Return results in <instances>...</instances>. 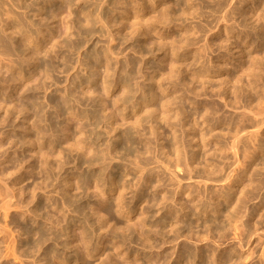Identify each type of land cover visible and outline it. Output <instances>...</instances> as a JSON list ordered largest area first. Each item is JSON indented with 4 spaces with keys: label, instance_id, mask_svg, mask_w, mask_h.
<instances>
[{
    "label": "rangeland",
    "instance_id": "rangeland-1",
    "mask_svg": "<svg viewBox=\"0 0 264 264\" xmlns=\"http://www.w3.org/2000/svg\"><path fill=\"white\" fill-rule=\"evenodd\" d=\"M14 1L21 3V6L18 7L19 9L16 8V11L18 14H20L21 16L27 14L29 19H32L36 23L43 25L44 37L41 36V40L43 42V45L40 48L41 53L39 54V58L42 61L39 59L40 61H38L37 63H34V64L32 63L29 66H28V63L25 61L23 65L19 64L20 67L22 66V68L20 69V68H13L17 65V63H15L16 65H14L12 67V65H13L12 63L19 61V60H17V59H19V56L17 53L14 54L13 56H10L11 58L9 56L8 57H5V56L0 57L3 64L5 65V67L3 68V71H2V73H4L3 74L4 76L2 74L0 75L1 76L0 81H4L3 79H4L5 75H7V76L9 74L19 75L22 72H24L27 75V79H30V80L32 79V81L29 82L30 85L27 84L26 87L24 89H22L23 91L20 90L21 92H17L16 89H14L11 92L10 88H7L8 89L7 91L5 90L6 95L4 98L8 99V102H9L7 108H12L11 107V106H13L12 104L18 102V100L21 99L20 96L24 93V91L26 89L29 90V92L31 93L32 91H34L35 88H37V89H35V91H37L36 92L37 94L36 93H32V94L36 95L35 96V98H37L36 106L38 104L40 105V106L38 105L35 109L33 108L35 111H33L31 108L25 109V110L18 112V113H17V111L16 112L14 111V113H13L14 115L12 117L13 118L12 120H10V121L8 120L6 123H0V141L6 140V142H7L5 148H2V150L0 151V161L6 160V163H4L5 164L4 166L10 167L13 164V162H15L18 157H20L21 159H23L22 165L25 167V168L23 167L21 170L22 171V177L21 178H20V175L18 173L11 175V177H13V176L19 177V179L17 180V188L21 189L22 197H20V198L25 200V204H24L25 206L23 208H21V209L19 208L17 210L15 209V207L11 208L9 216L7 218L4 217V212H3V214L0 213V216H1L0 224H1V226H2V224L6 226L7 223H9V226H10V227H4L3 226L4 230L6 228L8 229V230L7 229L5 230L6 232L0 231V252H1L0 264H46L47 261H44V259H43L44 254H45L43 252L44 248L38 249L35 251L34 248L31 249V248H29V245H27L29 242L35 241L38 238V236L32 235V234L27 233V232L24 233V231L22 230L21 227L24 226L27 229V228H32V227L36 226L37 228L43 227L44 229L47 230V228H49L51 225L49 223V220L47 221L46 218L49 215L50 216L54 215L55 217L54 216L53 217L56 218L57 215L61 214V213L56 214V212H57L55 209L56 205L59 206L60 208H62L66 212L67 218L69 219V221L71 219H79L78 225H77L78 227L81 226V223H82L81 221L84 218L90 219V217H91L90 221L96 220L97 215L94 214V210L91 211L92 210L91 207L95 208L98 205V199H99L98 196H96V194L94 192V187H92L91 189L87 188V187H82L81 189L75 188V190L74 189L70 190L69 193L66 195V193L64 191L65 187H66L64 185L65 184V178L67 177V179L73 180V182L76 184L78 179L82 175H84V173L89 174L87 176H91L94 173L100 172L99 170H100L101 166L94 165V167H89L88 161L94 155H95V157H97L98 154H102V150L110 148L113 144H116V143L119 144L120 150L122 151L121 153H123V154L125 153L124 149L129 148V147H131L134 150L135 154H138L137 148L142 150L141 146H143L145 143V140H146L145 137H147V139H148V137H150L149 135H151V134H149V130H148L149 128H148V122H147L149 114L147 115L148 112L146 113V111H144L143 113L141 112L142 115H141V113H140V115L143 117L142 119L144 120V126H141L140 129L137 128L136 126H134L133 121H135V119H136V112H133V113L131 112L134 109L132 104L133 103L135 104V101L139 98V96L141 94V91H138V89H135V87L138 88L140 85L148 87L149 83L151 82V76L153 75L156 77L157 80H159L158 83L162 82V85H163V89H162V87L159 88V86L156 85L157 86L156 90L159 94V97L161 96V98L166 100V99H168V96H170L169 98L170 99L172 98L173 102H175V104L173 103L175 106H177L180 103V101H184L185 107L187 109L192 110V111H196V110H199L200 108L201 109L203 108L201 106H202V103H205V101L206 102L208 101L210 103L213 100H215L222 105L223 110H222V112H220V114L225 113L228 115L236 116L243 111H247L246 106H244V104H242L243 102L237 103L236 106L227 105L225 102V99L222 98L223 97L222 95L224 93L222 80L224 78H226V76L231 77L232 81L230 84L233 87V89L236 87L238 88V95L243 92L240 88V83H238L236 81L237 77L242 75V71L240 72L239 70H237L236 65L238 63L237 58L239 57L240 48L247 47V44L244 46V44L241 43L240 40L236 41V39L238 38V36H237L238 30H239V32L242 31V28L238 25L240 22V19H242L240 17V14H241L240 11L241 10L238 9L237 7L241 8L243 5L245 6V3L243 2V0H240V2H239V0H224L223 1L224 3H225V1H227L226 6L224 8H219V12H218L217 9H218L219 3H217V2L223 3V2H221L222 0H220V1H218V0H188L189 2L187 0L186 1L185 0L184 1L183 0L182 1L181 0H156V1H158L157 4H154L151 0H149L147 2V4H148L147 12H145V14L147 16L146 18L148 19L147 21H149L148 23L151 22L150 24H152L153 21L158 20V18L162 19L163 21H158V22L156 21L158 23L157 26H155L156 30H154V32L151 31L153 33L150 32L149 36H145V35L140 34L138 31L136 32L135 35H133L134 33L133 34L131 33V31L133 32V28L131 26V20L130 19H132L133 16H135V15H130L131 16L130 19L127 17H124L125 12H126V11H124V10H126L124 8L125 5L126 6L132 5L133 6L134 3L135 4L137 3L136 1H134V3H133V0H120V1L117 0L118 2L116 0H102V1L99 0L100 2L97 0H74V2L70 6H65V4H64L65 8H64L63 14L60 17H57L54 19L52 16H50L51 15L50 10L52 11V9H55L57 6L62 5L61 0H53L51 2L39 0L40 5L38 4L36 7L37 9L35 8L32 10L26 8L23 5L24 0H22V1L14 0ZM92 1L93 2H95V1L99 2L100 4L98 3V6H97V5H95L96 3L92 4L93 3ZM115 1H116V3H115ZM124 1L127 3H125ZM141 1L142 0H140L139 2H141ZM180 1H181V3L183 2V4H181ZM29 2H32V0L26 1V3H29ZM43 2H44V4H43ZM121 2H123V3H121ZM176 2H177V5H176ZM130 3H132V4H130ZM179 3H180V5H179ZM240 3H241V5L242 4L243 5L241 6ZM113 4H115V5H113ZM119 4H120V6H122V8L120 6H118ZM123 4H124V6H123ZM251 4L253 5V2ZM41 6H45L44 11L42 10V12L39 11V8ZM112 6H114V8L116 7V10L114 8H112ZM81 7H83V8L87 7V8L83 9ZM137 7L142 8L141 5H138ZM165 7H166V9H167V7H170V9L169 8L168 9L171 12V15L173 13L174 14L172 16L171 15L166 16V17L162 16L163 10H165ZM233 7H236V9H234ZM94 8L95 9L98 8L96 10H98L99 12H102L101 14L102 15L104 14L103 16H106V17H107L106 13L111 11V14L109 12L108 16H110L111 18H114V16H115V18H114L115 22H113V23H115V26H112V25L108 26L106 23H104L105 19H107L108 17L105 18L104 20H99V18H98L99 12L95 11ZM190 8L192 10L194 8V10H193L194 13H192L193 11ZM105 9H106V11H105ZM185 10H187V11H185ZM190 10L192 11L191 12L192 15L190 13ZM225 10L226 11L230 10L229 14L232 15V18L228 22H226V24L230 25V23L235 24L237 22L236 23L237 26H235L233 24L235 28H238L237 31L233 27V29L231 28L232 30L229 28V30L227 32L226 31L224 32V29H220L221 25L223 24L222 22L219 24H217V22H215V23L213 22L214 24H212V25H214V26L211 25L212 27L210 25L209 26L207 25V23H209V21L206 22L207 20H209V19L214 20L211 18H215V19L219 18L220 20H222L223 16H225V14L228 15V13H226ZM231 10H235L236 13L237 12L238 13L237 14L231 13ZM92 11H94V13H98V14L94 15L95 18H98L97 19L98 21L93 22V24L88 23L89 24L88 25V24H86L87 23L86 20L88 19L87 14H89L88 12H92ZM49 13H50V15H49ZM150 13H151V15H150ZM154 15L158 18L154 19L152 21ZM175 15H177V16H175ZM220 15H221L222 19L220 18ZM231 15H229V17H231ZM156 17H154V18H156ZM169 17L174 18V19L170 20ZM208 17H209V19H208ZM229 17H227V18H229ZM233 17H235V18H233ZM166 18L167 19L169 18V21L170 22L172 21V22L171 23L167 22L166 23L167 25H166L165 24V22L167 20ZM123 19H125L127 28L129 27V29H123V27H122ZM143 19H144V17H143ZM149 19H151V21ZM233 19H234V21H233ZM162 22H164V23H162ZM203 23L205 24V26L206 25L207 26L204 27V29H202V31H200V29L199 30L195 29L194 26H198V25H201ZM60 24L63 25V27H61ZM164 24H165V26H163ZM215 24L218 27H216ZM67 25H69V29H65ZM203 25L201 27H203ZM213 27H214V29H213ZM31 28H32V30L36 29L35 26L34 27L31 26ZM196 28L198 29V27H196ZM222 28H224V26ZM109 31L114 32L116 34V40H114L113 42L110 40L111 34ZM155 31H156V33H155ZM191 31H193V32H191ZM134 32H135V29H134ZM205 32H206V34H204ZM187 33L189 34L188 36L191 40L187 37V35H186ZM200 33L204 36L199 37V35H201ZM196 34L198 35L199 41H198V38H196L197 37ZM184 35H186V36H184ZM161 37L163 39H161ZM184 37L185 38L187 37L190 42H192L193 37H194V40H195V38H196V40L193 42H196V41H198V42L189 44V46L187 44H186V46L182 45V47L178 46L179 49L177 50V48H178L177 47L176 51H178L179 53H177L176 51H175L176 53H174L173 51H172L173 52L172 53V52H170L171 50H168L167 52L164 50H157L161 46L160 41L169 42V39L172 38L173 40L176 39L177 42L180 41L179 43H181V41H185V40L188 42V39L187 38L185 39ZM228 37L233 41V42L231 41L233 44L232 43H231L232 45L230 44V48L227 49L226 47H220L217 42L220 43L221 41H223L224 39H226ZM164 38H166V39H164ZM183 38H184V40H183ZM167 39H168V41H167ZM172 39H170V42H169L170 44H172L171 43V41H173ZM178 39H180V40L178 41ZM151 40L153 41L152 44H151ZM77 41L78 42L80 41V43L82 44L81 48L76 49V48L71 47L73 44L75 45L76 43H78ZM209 41L215 43V45L213 44L214 46L212 45L213 47H209L210 50H208L209 49L208 46H210V45H208ZM205 42H207V43H205ZM235 42H237V43H235ZM216 43H217V45H216ZM240 43H241V47L233 48L235 46V44H240ZM70 44H72V45H70ZM109 44L113 46L114 51H115V54L110 55V62H109L110 64L107 63L108 61L107 60L105 61V58H104V59H102V61H104V62L101 63L100 65L96 66L95 63L97 62V60L95 61L96 58L94 57L95 55L92 54L93 51H95V50L96 51H98V50L103 51L104 49L108 48ZM193 44H194V46H193ZM156 45H158V46H156ZM190 45H192V46L190 47ZM201 46L203 48H201ZM204 46L205 47L207 46V48H205ZM17 47L20 48V50H24L27 47H31V45L29 44V42H26V45L19 43V44H17ZM155 47H156V49H155ZM181 49H183V50H181ZM199 49L202 52L199 51ZM202 49H204V50H202ZM205 50H206V52H204ZM194 53H195V55H193ZM171 54L174 56H172ZM199 54L200 55L205 54L203 56L204 58L202 57V58L197 59L196 56L198 57ZM23 56L26 57V55H23ZM12 59L13 60L16 59L17 61L14 60V62H13ZM196 59H197V61H196ZM210 59L211 60L214 59L213 65L216 66V67L215 66L213 67L214 69L211 68L212 67V61ZM169 60L170 61L171 60H173V61L177 60L175 63L177 64L178 68L176 67V64H175L174 71H172L170 64H168ZM208 61H211V62L209 63ZM47 62L50 63L51 66L49 68H51V69H49V71L46 72L47 69H45L46 68L45 63H47ZM205 62H207L208 64ZM219 62H220V64H219ZM106 63L109 64L111 66V68L113 69V70L110 69L109 73H107V69H106L107 64ZM203 63H204V65H203ZM217 64L219 65V68H221V70L223 68L222 72H219V73L214 72L212 74L211 73L209 74L208 72L203 71V69H206L208 67H210L212 70H218L219 68H218ZM208 65H210V66H208ZM220 65H222V66H220ZM169 66H170V68H169ZM17 67H19V66L17 65ZM23 67H25V68H23ZM66 68H69V70L65 72L64 70ZM197 68H199V71ZM129 70L132 73L131 75H128V74H130V73H128ZM96 71L99 72V83L95 86L97 91L98 90H99V92L104 91L105 84L103 82H104L105 78L107 77L106 74L111 75L110 78L112 79V81L114 79H119V78H120L119 79V81H120L123 78V76L127 77V78L129 77V84L130 85L133 84V85H131L133 87V91L129 92L128 88L125 89V87H124L125 83H123V82L121 84L117 85L116 86L117 88L116 87L114 88L111 95H106V101L109 102V103L108 102L107 103L109 104L110 108L107 110H104L103 102L101 101V98H100L98 93H96V94L95 93L83 94L81 91L82 86H81V81H80L79 77H83V79H87L88 76L96 73ZM175 71H177V72H175ZM203 72H205V74L208 73V75L211 76L210 78L212 81L210 80V78H208L209 76L203 77L202 76ZM164 74L166 75V77ZM174 74H175V76H174ZM170 75H171V77H170ZM132 76L133 77L135 76V80H134V78H132ZM221 76H223L224 78L223 77L221 78ZM167 77H170V78L168 79ZM195 77L196 78L199 77V79L198 78L194 79ZM201 78L210 80L209 82L206 81L208 83L207 86H209V88L204 87L205 89H203L204 85L202 84L201 81L204 79H201ZM160 79H161V81H160ZM24 81H26V80H24ZM85 82H88V81H85ZM136 82H138V83H136ZM219 83H221V84L219 85ZM112 84H115V82L113 81ZM188 84H189V86H188ZM43 85H46L45 86L46 88ZM87 85L91 86L90 83L89 84L85 83L84 87ZM238 85H239V87H238ZM37 86H41V87H43V89L41 87H37ZM193 86H195L197 88V90L199 89L197 91L199 93V96L197 94H195L194 92H192L191 89ZM211 86L213 87V89H211L212 88ZM200 87H202V88H200ZM187 88H190V89H187ZM214 88L216 89V91L214 90ZM217 88H218V90H217ZM122 89H125V90H122ZM190 91H191V93H189ZM25 92L27 93L28 91H25ZM116 92H118L119 94L121 93L120 94L121 96L117 93L121 97V99L122 98H128L130 100L129 102L126 101V107L121 106L122 107L121 109L123 110V111L121 110V112L128 113L127 116H129L130 117L129 119H131V122L129 121V122L124 123L122 126H118L117 130L119 133H121L124 131V129H129L131 131L133 143L127 142L125 139L118 140L117 135H116L117 132L115 130H112L111 132L108 133V130L111 129V125L106 121L105 115L110 114V112H111L110 110H112V108L114 106V104H112L115 100L114 97L115 98H116V96H117V98L119 97L116 94ZM218 92H219V95L217 94ZM19 93H22V94L20 95ZM70 93H74L76 99H80L83 102L82 103L75 102L74 99H72L74 96H72ZM69 94H70V97L72 96L71 99L68 96ZM240 95L243 96V93ZM22 99H24V98H22ZM67 99H68V101H67ZM26 100H28V99H26V97H25L24 101H26ZM66 101H67V104H66L67 107L72 106L73 110L76 113L80 112L79 114L82 113V115H77V116L75 115L74 117H69V118H68V114H67V116L66 115L61 116L59 114L57 104L59 102L62 103V102H66ZM152 105H154L156 107V104H154V102H145L143 104V107L152 106ZM123 107H124V109H123ZM132 107H133V109H132ZM7 108H2L0 110L2 118L7 116ZM103 111H105V112H103ZM117 111H119V110H117ZM35 112H37V113L35 114ZM174 112L175 111H172L171 115L173 114L172 119L174 122H176L177 119L174 118ZM39 113H40V115H39ZM84 113L85 114L88 113L87 115H89V114L90 115L86 117V116H83ZM37 114L39 116H37ZM196 115L198 117H196ZM196 115H195V117H196L195 120L197 119V120L201 121L202 118L201 119L199 118V114H196ZM28 116L30 118L31 123L35 121L41 126V128H44V129L47 128V132H48V128H49V130L52 131V132H49L47 134L49 136H45L46 134H44L45 138L42 137L43 133H41V135H42L41 139L47 138L48 139L47 142L49 143V141H51V139H53V138L59 139L58 135L55 137L56 133H59L60 136L62 135V138H64V136H65L64 132L70 133L71 134L70 140L74 141L78 137V138H82L84 140L85 144L86 143L88 144V145L86 144V147H87L86 149L88 150L89 154L86 155L87 156L86 157L85 155H83L81 153L80 150L76 149L75 147H72L70 145V143H68V142L59 143V142H61V139L58 140V145L56 148H53L52 145H49L50 143L49 144L46 143L45 144L46 145L45 150L49 147V148H51L50 150H53V153H54L53 157L48 158L49 161H53V164L55 167H57L61 163L63 166L62 169L59 168L60 170L57 167L54 171H51V173H53L55 178L51 177L50 179L49 178L47 179L48 169L41 167L42 160H44V158L40 156L41 157V159H40V157H39L40 161L37 162L38 167L36 168V165L34 164L36 161V158H37L36 152L34 153V151L30 150L31 149L30 144L25 143L26 144L25 145L23 142H22L23 144L21 142H18V144H16V146H15V143H10V141L13 139L12 137L15 138L14 135H16L17 132H19L20 135H21V133L24 134L23 132L25 131V127L29 124L27 122ZM120 117H121V115H120ZM120 117L118 118L119 122H122L123 121V120H121L122 117L121 118ZM50 124L51 125L53 124L52 125L53 128H52V126H50ZM162 124L161 125L163 126V129H164L163 130L164 131L163 137H165L164 140H165V142H167V140H168L167 138H169V136L170 137L172 136L171 135L172 131H171V129H169L164 124V122ZM48 125H49V127H47ZM57 125H60V126H57ZM225 126L226 125H221L219 127L220 129L218 128L216 133L220 134V136L223 135V134H221V132H224L227 130V126L226 127ZM144 127H146V129H143ZM187 127H188V125H187ZM166 128H168V129H166ZM54 129H55V131H54ZM82 130H83V133H81ZM251 130H254V128H252ZM33 132H34V136H36V137L40 136V134L38 136V134L35 132V130H33ZM44 132H45V130H44ZM53 132L55 135L52 134ZM180 132L181 131H178V134ZM166 133L169 136H166ZM223 137H224V135H223ZM141 139H143V143H141L142 142ZM221 139H222V137H221ZM39 141H41V140H39ZM39 141H38V143H40ZM89 146H90V148H89ZM49 148L47 149V151L49 150ZM215 148H216L215 143L211 142L210 145L208 146V149H207V147H206V149L203 148L204 150L202 149L203 151L201 153L205 154L206 158L208 156L211 157V159H213L215 164H222L223 163L222 157H217V156L214 157L213 155H210L214 152L213 150ZM207 150H208V152H210V151L211 152L207 153ZM192 151H193V148L189 147L188 153L190 155L192 154ZM205 151H206V153H205ZM121 153L117 156L118 158L116 157L117 159L113 160L112 163L108 166V171H107L108 178H110V176L112 177V174L114 173L115 175L122 176L123 179H125L126 181L136 182L140 176L138 171H136L131 166H125V165H123L124 163H121V161L124 160L121 158L123 155ZM7 154H9L8 158H6ZM144 156L148 157L150 155L146 154ZM9 158L12 159L13 162L8 161ZM202 159L204 160V157L201 156V160ZM24 160L25 161L27 160V162H25ZM203 160L201 161L202 163H203ZM217 160H219V161H217ZM233 160H235V159H233ZM242 160H243V157H242ZM124 161L127 163L129 161V163H130V160H124ZM259 162L260 161H258L257 163H259ZM115 164L116 165L118 164V166L114 167V169H112V171H111V169H109V168L111 167V165L116 166ZM34 165H35V167H33ZM155 165L156 164L153 163L150 166L154 167ZM201 165L197 166L198 168H196V170H199L202 172L204 169H201V168H203V166H201ZM203 165H204V163H203ZM182 167L185 169L184 164ZM256 167H255L256 172L259 171V173H260L261 171L259 170L260 169L259 165ZM32 168H34V169L32 170ZM11 169H13V167ZM150 169H151V167H148L147 170L144 171V173L149 172ZM45 170H47V171H45ZM187 170L188 169L186 167L184 174L183 175L180 174V177H182V179H183V184L188 185L191 188L192 192H194V193H195V191L193 189H196L195 187H197V186L198 187L202 186L201 188H203V189H204V187H209V186L211 188L217 189V188H223L222 185L224 186V184L226 183V182H222V180L221 181L220 180H214L212 178H210V180H207L209 178V177L208 178L206 177V176H208V174L205 175L204 177L199 176L198 179H196L197 174L195 173L196 174V176H195L192 173V175H193L192 178H189L190 175L187 174L188 173ZM90 171L92 172V174ZM153 171H156V170H153ZM127 172L129 173L128 176L125 175ZM169 172L170 171L166 170L165 176L170 177L171 173H169ZM203 172H205V171H203ZM254 172H255V170H254ZM45 173H47V174H45ZM185 173H186L187 177H184ZM224 173H225V171L223 172V174ZM160 174H161V172H160ZM194 176H195V178H194ZM63 178H64V180H63ZM199 178H201V179L199 180ZM11 179L9 176L4 178L3 180L0 179V189L5 190L8 187V185H10V184L7 185L6 182L8 183V181H10ZM156 179H157V177L152 175L150 177L151 183H156L157 186H162L166 191H172V189H174V186H172L170 184L160 185V183L158 181H156ZM192 179H193V181H192ZM195 179L197 181L198 180L199 181L196 182ZM43 180L45 183H43ZM255 181L257 182V179H255ZM190 182H193L192 185ZM199 182L200 183L202 182V184H200ZM161 183H163V182H161ZM167 183H169V181ZM189 183H190V185H189ZM196 183L199 185H197ZM205 183H206V185H205ZM255 185H257V184H255ZM75 187H76V185H75ZM145 190H146L145 193L150 195L153 192V187H146L145 186ZM62 192H64V193H62ZM126 192L127 193H126L125 201H127V202L131 201V199H132L131 195L133 194L132 190L128 189ZM79 194L81 195V197ZM160 195H162V193L158 194V196H160ZM64 197L67 199H68V197H70V198L76 197V199L78 198L79 201L81 200L80 202L77 201L75 203V205H78L79 203H83L85 206H87L85 209L86 212L84 211L85 213L83 212L82 215L83 214L85 215L87 213L88 215H86V216H88V217H85L84 215L83 216L78 215V212L76 213L73 210L74 206L69 208L67 206V204H63ZM79 197L84 198V200L80 199ZM199 197H198L199 199L197 198L198 201L196 200V202H201L200 200L204 199L203 194ZM3 198H4V196L0 194V205H2L1 203L3 202V200H2ZM76 199H74L73 201H75ZM106 199H108L109 204L113 203L112 205L114 206L116 200L114 199L113 195H110ZM183 199H184V201L189 203V206L191 204H193V201L190 199V197L185 196ZM15 200H16V198H15ZM15 200L13 199V201H15ZM220 202H224V199L221 198ZM259 202H260L259 197L257 199L254 198V199L248 200V202L246 203L247 207L246 206L243 207V210H244L243 222L244 223L246 222L245 220H247V222L249 221V217H250L252 209L255 208L257 206V204H259ZM36 204H37L38 208H40V210L38 212H36L37 216L35 217L33 215V212H31V211L36 209ZM39 204H42V205H39ZM88 204H89V206H88ZM46 206H48V207H46ZM152 206H154V205L149 203V202H144L139 209V213L142 211V209L149 210V209L154 208L153 212L156 214L155 216L152 217L151 213L145 214L146 216H148L147 218L151 219V220H154L156 218L158 219V218L162 217L164 214H166L163 209H160L159 211H157L158 208L157 207L155 208V206L153 208H151ZM104 207L105 206H103L101 208L102 212L104 214H106V216L108 215L107 217L109 219H111V220H109V224H111V226L109 225L110 228L108 227L107 234L109 232L110 233L104 239V241L105 240L106 241H105L103 253L101 255H97V254L92 255V256L86 255L87 257H85V261H84L85 264L86 263L87 264H108V263L110 264L111 256L113 255V257H114L116 255V257L118 258V252H121L122 250L123 251L121 253H124L125 257H129V261H131V264H133V261H134V264H142V263L148 264L149 258L157 257L156 255H158L165 248H166L167 252L170 251L171 253H173L170 256V260L167 264H178L179 261H181V260L184 261V259L188 256V252H187L188 249L196 251L199 248L201 250L203 249L202 252L204 253L205 257L204 258H196L191 264H203V261H202L203 259H205L206 263L216 264L215 259H217L218 257L223 258V260H225V259L227 260V259H230L233 257L235 258V259L233 258L232 261H230L228 263H223V264H235L234 260H236L237 258L239 260V264H264V262H263L264 259H262L263 257H261L263 254V250H264V245H263L264 244V230H263L264 228L262 227V223H261V222H263V217H261V215H259V213L261 214V212L264 214V209L261 212L258 211L259 212V213L257 212L258 214L251 217L252 222H253L252 223L253 227L251 226L252 230L250 228V231L253 232L252 236H250V233L248 231V228L250 226H248V225H246L245 227H244V225H243V227L241 226V228L239 230V234L240 233L242 234V235L240 234L241 240L239 239L238 235L235 236L236 230H234L232 227H230V225H228V221L226 222L227 218L225 216L217 214L215 212H209L207 215L206 214H198V215L191 214L188 217H183L184 221H181V223L179 225H177V227L175 226V228L177 229L181 226H184L188 222V223L192 224L193 230H192V232H190V231L188 232V231H186V229L183 231L181 230L180 235H177L178 237L177 236L175 237V232H174L175 228H174V231H172L171 230L172 226L166 224L164 231H163V233H165V237L166 238L169 237L168 239H175V240L173 242L162 243V245L160 244V246L157 245V248H156V246L154 247L152 245L150 247L148 243L144 244L142 242V239L139 238L140 234L138 231H136V230L135 231L125 230L126 232L123 231L122 227H124V225L126 226L128 223L127 217L121 216L118 213L116 214L115 211H113L112 215H111L110 213L107 212V210H105V208H107V207H105V208ZM28 208H29V210H28ZM221 209L226 210V205H223L221 207ZM221 209H220V211H222ZM230 209L232 210L233 208H230ZM19 210H23V211L21 212ZM24 210H25V212H24ZM49 212H50V214H49ZM109 214L111 215V217L109 216ZM130 214H131V217H133L136 215V212H131ZM245 215H247V216H245ZM218 216H219V219H217ZM12 219H14L16 221L15 224L12 222L13 221ZM221 220H223V222ZM222 224L227 225V226L225 225L227 227V229H225V232H224V229L221 230L220 226H223ZM245 224H247V223H245ZM114 225H116V228L114 227ZM215 226H217L218 228H216ZM111 227H113V228H111ZM10 228L13 230L10 231ZM212 228H214V229H212ZM114 229H116V230H114ZM218 229H219V231H218ZM53 230H56V229L53 228ZM127 231H129V232H127ZM145 231L149 234L153 233L152 231H150L149 226L145 227ZM78 232H80V230H78ZM100 232H101V230L98 231L99 234H100ZM101 233H103V231ZM113 233H114V236L112 235ZM99 234H97V235H99ZM201 234L203 236H204V234H206L205 235L206 238L204 240H200ZM129 235H131V236H129ZM34 237H35V239H34ZM125 237L127 240L126 243L124 241ZM72 238L73 237L70 236L69 240H72ZM63 239H65V237H63ZM121 239L123 240V242ZM96 241H98V240H96ZM114 244L116 246L121 245V248L119 249L120 251L115 249ZM146 244L149 246V248ZM47 245H51L54 248L57 247L55 249H57L59 251V253L63 252V249L61 248V246L56 245V241H53V240L48 241L44 245V247L46 248ZM89 245H91L95 250L94 241L89 243ZM240 245H243V246H240ZM13 246H15V248L17 249L19 254H21L20 258L22 260L21 259L16 260L14 258V256L10 253V252H12V250L14 248ZM145 246H147V247H145ZM127 247H128V250H127ZM11 248H12V250H11ZM76 248H77V246L71 244V248L68 250L67 253L68 254L70 252L75 253ZM81 248H83V247H81ZM149 249H151V250H149ZM125 251L127 252V255H126ZM233 251H235V252H233ZM249 251L251 254L249 253ZM206 252L207 253L209 252L210 254H207ZM146 253H148V257H145ZM158 257H159V255H158ZM137 259H140L139 262L136 261ZM143 259H145V260H143ZM209 259H210V261H209ZM40 260L43 262H41ZM37 261H38V263H36ZM135 261L137 263H135ZM119 262L122 264L123 261L120 260ZM123 264H127V262L126 263L123 262Z\"/></svg>",
    "mask_w": 264,
    "mask_h": 264
},
{
    "label": "bare ground",
    "instance_id": "bare-ground-1",
    "mask_svg": "<svg viewBox=\"0 0 264 264\" xmlns=\"http://www.w3.org/2000/svg\"><path fill=\"white\" fill-rule=\"evenodd\" d=\"M19 1H22V0H19ZM26 1L27 0L23 1V5L26 8L31 9V10L35 9L37 7V5L40 3L39 0H32V2H29V3H26ZM44 1H46V2L50 1L51 2L53 0H44ZM97 1H99V0H97ZM100 1H102V0H100ZM116 1H115V3H116ZM134 1H136L137 3L135 4ZM139 1L133 0L134 4H133V6L131 5L132 7L130 5H127V6L125 5L124 8L126 10H124V11H126V12H125L124 17H127L130 19V17H131L130 15H135V16H133L132 19H130L131 20V26L133 28V32L131 31V33L132 34L134 33L133 35H135L136 32L138 31L142 35L149 36L151 31L154 32V30H156L155 26H157V24H158L157 22L163 21V20L159 19L158 17H156L154 15V17H156V18L153 17L152 21L154 19L158 18V20H156L157 22L153 21L152 24H150L151 22L148 23L149 21H147L148 19L146 18L147 16H146L145 12H147V8H148L147 2L149 0H142L141 2H139ZM151 1L154 4H157V2H158L156 0H151ZM181 1H180V3H181ZM218 1H220V0H218ZM223 1L224 0H222L221 2H223ZM73 2H74V0H61L62 5L57 6L55 9H52V11L50 10L51 15H50V13H49V15L52 16L53 19L60 17L64 12V8H65L64 4H65V6H70ZM99 2L95 1L92 4L96 3L95 5L98 6ZM239 2H240V0H239ZM243 2L245 3V6L243 4H242L243 5L242 6L241 3H240V5L242 6L241 8L236 6L238 9L241 10L240 11L241 14L240 13L239 14H240V17L242 18V19H240V22L238 24L242 28V31L239 32V30H238V33H237L238 38L236 39V41L240 40V42L243 43L244 46L247 44V47L240 48L239 57L238 56H237L238 58L236 57L238 60V63L236 65V69L239 70L240 72L242 71V75L238 76L237 79L235 78L236 81L238 83H240V88L243 91V92L241 91L243 93V96L240 95L242 93H240L238 95V88L237 87L233 89V87L230 84L232 79H231V77H227V76H226V78L221 76V78L222 77L224 78L222 80L224 93H223V95L221 94L223 97L221 95L220 96L223 99H225V102L227 105L236 106L237 103L243 102L242 104H244V106H246L247 111H243L236 116L228 115L225 113L220 114V112H222V110H223L222 105L215 100H213L210 103L208 101L207 102L205 101V103H202V106H201L203 108L202 109L200 108L199 110H196V111H192V110L187 109L185 107L184 101H180L179 104L176 102L178 105L176 104L177 106H175L174 105L175 102H173L172 98L171 99L169 98L170 96H168V99L165 98L166 100L161 98V96L159 97V94L156 90L157 89L156 87L159 86V88L162 87V89H163V85H162V82L158 83L159 80H157L156 77L153 75L151 76V82L149 83L148 87L142 86V85H140L138 88L135 87V89H138V91H141V94H140L139 98L136 100L137 102L135 101V104L134 103L132 104L134 109L132 107L133 110L132 111L130 110L132 113L136 112V119L134 118L135 121L132 120L134 126H136L139 129L141 126H144V120L142 119L143 117L141 115L144 111H146V113L148 112L147 115L149 114L147 122H148L149 134H151V135H149L150 137H148V139H147V137H145L146 138L145 143L143 146H141L142 150L137 148L138 154H135L134 150L131 147H129V148L124 149L125 153L123 154V153H121L122 151L120 150V145L117 143L113 144L110 148L102 150V154H98L97 157H95V155L94 156L92 155L93 157L91 156L92 158L91 159L89 158L90 159L88 161L89 167H94V165H99V166H101V168L99 170L100 172L92 174V172L90 171L92 174L91 176H87L89 174L84 173V175H82V176L80 175L81 177L78 179L76 184L73 182V180H69L65 176L66 178H65V184L64 185L66 187H65L64 191H65L66 195L69 193L70 190H73V189L75 190V188L81 189L82 187H87V188L91 189L92 187H94V192H95L96 196H98L99 199H98V205L95 208L91 207L92 208L91 211L94 210V214L97 215L96 220L90 221L91 217H90V219L84 218L81 221L82 222L81 226L78 227L77 225H78L79 219H71L69 221V219L67 218L66 212L62 208H60L59 206L56 205L55 206V209L57 211L56 214L57 213H61V214L57 215L56 218H54L55 217L54 215H53L54 217L52 215L51 216L49 215L46 218L47 221L49 220V223L51 225L49 228H47V230L44 229L43 227L37 228L36 226H35L36 228L32 227V228H27V229L24 226L21 227L22 230L24 231V233L27 232V233H30L32 235L38 236V238L35 241L29 242L27 245H29V248H31V249L34 248L35 251L38 249L44 248L43 252L45 254H44L43 259H44V261H47L46 264H83L85 261V257H87L86 255H91V256L96 255V254L101 255L103 253L105 241H106V240L104 241V239L107 235H109L110 232L107 234L108 227L110 228V226H111V224H109V220H111V219H109L107 217L108 215L106 216V214H104L101 210V208L103 206L107 207V208H105V207L104 208L111 215H112V212L115 211L116 214L118 213L121 216H126L128 219V223L126 226L124 225V227H122L123 225L121 226L122 230L123 231H125V230H129V231H131V230L135 231L136 230V231H138L140 234L139 238L142 239V242L144 244L148 243L150 247L152 245L154 247L156 246V248H157V245L160 246V244L162 245V243L173 242L175 240V239H168L169 237L168 238L165 237V233H163V231H164L166 224L171 225L172 226L171 230L174 231L175 226L177 227V225H179L181 223V221H184L183 217H188L191 214H195V215L206 214L207 215L209 212H215L217 214L225 216L227 218V220L225 219L226 222L228 221V225H230V227H232L234 230H236L235 236L238 235L240 240H241L242 234L241 233H240L241 235L239 234V230H240L241 226L243 227V225H244V227L246 225L250 226L248 228V231L250 233V236H252L253 232L250 231V228L253 225L251 217L258 214L259 213L258 211L261 212L264 209V7H263L264 6V0H243ZM252 2H253V5L251 4ZM121 3H123V2H121ZM125 3H127V2H125ZM180 3H179V5H180ZM217 3H219V6H218V9L217 8L216 9L219 12V8H224L226 6L227 1H225V3L224 2L223 3L217 2ZM43 4H44V2H43ZM130 4H132V3H130ZM181 4H183V2ZM113 5H115V4H113ZM138 5H141L142 8H138L137 7ZM176 5H177V2H176ZM20 6H21V3L16 2L14 0H0V57L1 56H5V57L9 56L10 57V56H13L14 54L17 53L19 56V59H17V60H19V61L14 62V60H16V59H14V60L12 59V61L14 63H12V62L11 63L13 64L12 67L14 65H16L15 63H17V65L19 66V67H17V65H16L13 68H20L21 69L22 66L20 67V65H23L25 61L28 63V66H29L32 63L34 64V63H37L38 61L41 60L39 58V54L41 53L40 48L43 45V42L41 40V36L44 37V30H43L44 28H43V25H40V24L36 23L35 21H33L32 19H29L27 14L22 15V16L20 14H18L16 11V8H18ZM118 6H120V4ZM123 6H124V4H123ZM120 7L122 8V6H120ZM236 7H233V8L236 9ZM81 8H83V7H81ZM84 8L86 9L87 7H84ZM112 8H114V6H112ZM168 8L170 9V7H167V9L165 7V10H163L162 16L166 17V16L171 15V12L169 11ZM44 9H45V6H41L39 8V11L42 12V10L44 11ZM96 9H98V8H96ZM96 9H95V11H98ZM114 9L116 10V7ZM191 10H190V13L194 10V8L192 11ZM105 11H106V9H105ZM185 11H187V10H185ZM229 11L230 10L226 11V13H228V15H226L224 13L225 16H223V19L221 18V15H220V18L222 20H220L219 18L218 19L217 18L216 19L211 18L214 20H210L208 17L209 20H207L206 22L209 21V23H207V25L211 26L215 22H217V24L222 22L223 24L222 25L220 24L221 25L220 29H224V32L225 31L227 32L229 30V28L233 29L234 25L237 26L236 25L237 22L235 24L230 23V25L226 24V22H228L232 18V15L229 14ZM109 12L111 14V11H109ZM109 12L106 13L108 18L106 16H103L104 14L102 15L101 14L102 12H99V15H98L99 17L97 15L96 16L99 18V20H104L105 18H107V19H105L104 23H106L108 26H110V25L115 26V23H113V22H115L114 21L115 16H114V18H111L110 16H108ZM88 13H89V14H87L88 15L87 16L88 21L86 20V22H87L86 24H88V23L93 24V22L98 21L97 20L98 18H95V16H94L95 14H98V13H94V11L88 12ZM192 13H194V11ZM192 13H191V15H192ZM231 13H236V11L231 10ZM150 15H151V13H150ZM229 15H231V17H229ZM175 16H177V15H175ZM143 17H144V19H143ZM227 17H229V18H227ZM169 18H170V20L174 19L171 17H169ZM169 18L168 19L166 18L168 21L166 20L165 24L167 22H170ZM233 18H235V17H233ZM149 20L151 21V19H149ZM233 21H234V19H233ZM162 23H164V22H162ZM122 24L121 25H122L123 29H129V27L127 28L125 19H123ZM165 24L163 26H165ZM203 24L198 25V26H194V27L196 30L200 29V31H202V29H204V27L207 26V25L205 26V24L204 25ZM202 25H203V27H201ZM31 26H33V27L35 26L36 29L32 30ZM60 26L63 27V25H61V24H60ZM212 26H214V25H212ZM215 26H216V24H215ZM223 26H224V28H222ZM196 27H198V29ZM216 27H218V26H216ZM65 29H69V25H67ZM134 29H135V32H134ZM213 29H214V27H213ZM237 29L238 28H235L236 31H237ZM109 32L111 34L110 40L113 42L114 40H116V34L114 32H111V31H109ZM153 32H151V33H153ZM191 32H193V31H191ZM206 32L204 34H206ZM155 33H156V31H155ZM186 35L189 38V36H188L189 34L187 33ZM186 35H184V36H186ZM196 36H197L196 38H198L197 34H196ZM201 36H204V35H202V34L199 35V37H201ZM184 38H183V40H184ZM196 38H195V40H196ZM161 39H163V38L161 37ZM164 39H166V38H164ZM170 39H172V38H170ZM170 39H169V42H170ZM189 39H188V42L185 40V41H181V43H179L180 39H178L179 42H177L176 39L175 40L172 39L173 40V41H171L172 44H170L169 42H166V41H160L161 46L157 50H164L166 52L168 50H171L170 52L173 51L174 53H176V52L179 53L178 51H176V48L178 46L182 47V45L186 46V44L189 46V44L196 43L199 41V38H198V41H196V42H193V41H195L194 37H193L192 42H190ZM80 41L79 42L77 41L78 43H76L75 45L70 44V45H72L71 47L76 48V49L81 48L82 44L80 43ZM167 41H168V39H167ZM231 41L232 40L228 37V38L224 39L223 41H221L220 43L219 42H217V43L219 44L220 47H226L228 49V48H230V44L233 42V41L232 42ZM26 42H29L31 47H27L24 50H20V48L17 47V44L20 43V44L26 45ZM152 42L153 41L151 40V44H152ZM205 43H207V42H205ZM217 43H216V45H217ZM235 43H237V42H235ZM241 43L235 44V46L233 48L241 47ZM213 44L215 45V43L209 41L208 45H210V46H208V48L213 47L214 46ZM156 46H158V45H156ZM191 46L192 45H190V47ZM193 46H194V44H193ZM179 47L177 48V50L179 49ZM201 48H203V47L201 46ZM205 48H207V46ZM155 49H156V47H155ZM181 50H183V49H181ZM202 50H204V49H202ZM206 50L204 52H206ZM208 50H210V48ZM199 51H201V50L199 49ZM92 54L95 55L94 56L96 58L95 61L97 60V62L95 64H96V66H98L104 62V61H102V59H104V58H105V61L107 60L108 61L107 63H109L110 62V55L115 54V51H114L113 46L109 44L107 49H104L103 51H99V50L96 51L95 50V51H93ZM23 55H26V57ZM193 55H195V53ZM204 55L199 54V56L198 57L196 56V58L197 59L202 58ZM172 56H174V55H172ZM197 59H196V61H197ZM213 60H211L212 61V67H211L212 69H214L213 67L215 66V65H213L214 64ZM176 61L177 60H174V61L169 60V63L167 62L168 64H170L172 71H174V66L176 64L175 63ZM211 61H208V62L210 63ZM205 63H207V62H205ZM109 64H107V66L105 65L107 67L106 68L107 73H109L110 69H112ZM219 64H220V62H219ZM45 65H46L45 69H47L46 70V72H47V71H49V69H51V68H49L51 65L48 62L45 63ZM203 65H204V63H203ZM170 66H169V68H170ZM208 66H210V65H208ZM220 66H222V65H220ZM4 67H5V65L3 64V62L0 58V75L4 74V73H2ZM176 67H177V64H176ZM23 68H25V67H23ZM211 68L208 67L206 69H203V71L208 72L209 74L210 73L212 74L214 72L219 73V72L223 71V68L221 70V68H219V65H218V68H219L218 70H212ZM197 69L199 71V68H197ZM68 70H69V68H66L64 71L66 72ZM175 72H177V71H175ZM205 72L202 73V76L203 77L209 76L208 78H210L211 76L208 75V73L205 74ZM128 73H130V74H128ZM128 73H127L128 75L132 74L130 70L128 71ZM175 74H174V76H175ZM106 76H105L106 78L104 77L105 80L103 83L105 84V86H104V91L103 92L101 91L102 93L99 92V90L97 91V89L95 87L99 83V72L96 71V73L88 76L87 79H83V77L78 76L80 78V81H81L82 93L83 94H87V93H95L96 94V93H98L100 98H101V101L103 102L104 110H107L110 108V106L108 104L109 102L106 101V95H111V93L113 92L114 88L117 85H119L123 82V83H125L124 84L125 89L128 88L129 92L133 91V87L131 86L133 84H131V85L129 84V77L127 78V77L123 76V78L120 81H119L120 78L114 79L113 81L115 82V84H112L113 81L110 78L111 75L106 74ZM165 77H166V75H165ZM170 77H171V75H170ZM170 77H167V78L169 79ZM199 77H197V78L199 79ZM132 78H134V80H135V76L134 77L132 76ZM197 78L195 77L194 79H197ZM201 79H204V78H201ZM3 80L4 81H0V110L2 108H7L8 103H9L8 99L4 98L6 95L5 90L6 91L8 90L7 88H10L11 92L14 89H16L17 92H21L20 90L24 89L26 87V85L32 81V79L31 80L27 79V75L24 72H22L19 75H17V74L16 75L15 74H9L8 76L5 75ZM24 80H26V81H24ZM210 80H211V78H210ZM210 80L204 79L201 81L202 84L204 85L203 89H205L204 87L209 88V86H207V84H208L207 82H209ZM85 81H88V82H85ZM160 81H161V79H160ZM85 83H88V84L90 83L91 86L87 85L84 87ZM136 83H138V82H136ZM220 84L221 83H219V85ZM43 86L45 87L46 85H43ZM188 86H189V84H188ZM37 87H41V86H37ZM238 87H239V85H238ZM41 88L43 89V87H41ZM200 88H202V87H200ZM218 88H217V90H218ZM35 89H37V88H35ZM35 89L31 93L27 89L25 90V91H28L27 93L25 91L23 94L19 93L20 95L22 94L20 96L21 99H19L18 102L13 103L12 104L13 106H11L12 108H7V116L2 118L1 113H0V123H6L8 120L9 121L12 120L13 119L12 117L14 115L13 114L14 111L15 112L17 111V113H18V112H21V111H23L25 109H29V108H31L33 111H35L34 109L39 105L38 104L36 106L37 98H35V96H36L35 94H32V93L37 92V91H35ZM125 89H122V90H125ZM187 89H190V88H187ZM211 89H213V87ZM191 90H192V92H194L195 94H197L199 96V93L197 92L199 89L197 90V88L195 86H193ZM214 90L216 91L215 88H214ZM118 92H116V94ZM219 92L217 93L218 95H219ZM189 93H191V91ZM70 94L72 96H74L72 99H74L75 102H77V103L83 102L80 99H76L74 93H70ZM70 94L68 95L69 97H70ZM120 96L118 98H117V96H116V98L114 97L115 100H114V102L112 101L113 102L112 104H114V106H113V108L111 107L112 110H110L111 111L110 114L105 115L106 121L111 125V129L108 130V133L111 132L112 130H115L117 132L116 135H117L118 140L125 139L127 142L133 143V138L131 135V131L129 129H124V131L121 133H119L117 130L118 126H122L124 123L129 122V121L131 122V119H129L130 117L127 116L128 113L121 112V110H122L121 106L126 107V101L129 102L130 100L128 98H122L121 99ZM25 97L28 100L24 101ZM71 97H70V99H71ZM22 98H24V99H22ZM67 101H68V99H67ZM67 101L62 102V103L59 102L57 104V106H58L57 108H58L59 114L61 116L62 115L67 116V114H68V118H69V117H74L75 115L76 116L82 115V113L79 114L80 112L76 113L73 110L72 106L67 107L66 106ZM145 102H154V104H156V107L154 105L143 107V104ZM123 109H124V107H123ZM117 110H119V111H117ZM172 111H175L174 112V118L177 119L176 122H174L172 119L173 118V116H172L173 114L171 115ZM103 112H105V111H103ZM36 113L37 112H35V114ZM140 113H141V115H140ZM87 114L84 113L83 116L87 117L90 115V114L89 115H87ZM196 114H199L200 119L202 118L201 121H199L197 119L195 120V118L198 117ZM39 115H40V113H39ZM39 115L37 114V116H39ZM120 115L122 117L121 120H123L122 122H119V119H118L120 117ZM195 115H196V117H195ZM27 122L29 124L25 127V131L23 130L24 134L21 133V135H20L19 132H17V134L14 135L15 138L12 137L13 139L10 141V143H15V146H16V144H18V142H21V143L23 142L24 144L25 143L30 144L31 145L30 150L34 151V153L36 152L37 158H36V161L34 163L36 165V168L38 167L37 162L40 161L41 157L44 158V160H42L41 167L48 169L47 179L48 178L50 179L51 177L55 178L53 173H51V171H54L57 167H58V169L59 168L62 169V167H63L62 163L59 164L57 167H55L53 164V161H49V159H48L49 157L54 156L53 150H50L51 148H49L48 146L52 145L53 148H56L58 145L59 139H61V142H59V143L68 142V143H70V145L72 147H75L76 149L80 150L83 155L86 156L89 154L88 150L86 149L87 143L85 144V142L82 138L77 137V139H75L73 141V140H70V135H71L70 133L64 132L65 136H64V138H62V135L60 136L59 133H56V135H55L53 132L52 134L55 135V137L58 135L59 139L53 138V139H51V141H49V143H50L49 144L47 142L48 139L47 138L44 139L45 138L44 134H46L45 136H49L47 134L49 132H52V131L49 130V128H48V132H47V128H45V129L41 128V126L35 121L31 123L29 116L27 118ZM161 122L162 123L164 122V124L169 129H171V131H172L171 137L166 133V136H169V138H167L168 139L167 142H165V140H164L165 137H163V132H164L163 130L164 129L162 126L163 124ZM52 125L50 124V126H52ZM187 125H188V127H187ZM221 125L227 126V130L224 132H221V134H223L224 137H223V135L220 136V134L216 133V131L218 130V128ZM57 126H60V125H57ZM47 127H49V125ZM52 128H53V126H52ZM168 128H166V129H168ZM252 128H254V130H251ZM143 129H146V127H144ZM33 130H35V132L38 134V136L40 134V136L39 137L34 136ZM44 130H45V132H44ZM54 131H55V129H54ZM178 131H181V132L178 134ZM41 133H43L42 134L43 136L41 135ZM81 133H83V130L81 131ZM41 136L44 138L41 139L42 138ZM221 137H222V139H221ZM39 140H41V141H39ZM141 140H142L141 143H143V139H141ZM38 141L40 143H38ZM211 142L215 143L216 148L213 150L214 152L210 155H213L214 157L215 156L222 157L223 158L222 164H215V162L213 161V159H211V157L208 156L206 158L205 154L201 153L204 150L203 148L206 149V147H207V149H208V146L210 145ZM6 143H7L6 140L0 141V151L2 150V148H5ZM46 143L49 144L47 146L49 148L48 151H47L48 148L45 150V148H46L45 144ZM189 147L193 148L191 155L188 153ZM89 148H90V146H89ZM210 152H208V150H207V153H210ZM120 153L123 154L121 157L122 159L130 160V163H129V161L127 163L124 160H122L123 162L120 160L121 163H124L123 165H125V166H131L136 171H138L140 176L136 182L126 181L125 179H123L122 176L115 175L113 172H112L113 173L112 177L110 176V178H108V176H107L108 175V173H107L108 166L112 163L113 160H116L118 158L117 156ZM205 153H206V151H205ZM146 154H149L150 156H148V157L144 156ZM201 156L204 157V160L202 159L204 165L201 162L202 161ZM8 157H9V154L6 155V158H8ZM39 157H40V159H39ZM242 157H243V160H242ZM9 159H8V161L13 162L12 161L13 158L10 160ZM233 159H235V160H233ZM217 161H219V160H217ZM258 161H260V162L257 163ZM25 162H27V160ZM4 163H6V160L0 161V179L3 180L4 178H6L8 176L10 177V179L12 178L10 181H8V183L6 182L7 185L8 184H10V185H8V187L5 190L0 189V194L4 196V198L2 199L3 202L1 203L2 205H0V213L3 214V212H4V217L7 218L9 216L11 208L15 207V209L17 210V209H19V208L21 209L25 206L24 205L25 200L20 198V197H22L21 189L17 188V180L19 179V177H16V176L11 177V175L18 173L20 175V178H21L22 177V171L21 170L24 166L22 165L23 159H21L20 157H18L16 159V161L13 162V164L10 167H5ZM153 163L156 165L154 167H152L153 165L150 166ZM183 164L185 166V169H186V167L188 169L187 170L188 173L187 172L186 173L190 175V177L188 176L189 178H192L193 175L196 176V174H197L196 179H198L199 176L204 177L205 175L208 174V176H206L207 178L209 177L207 180H210V178H212L214 180H220V181L222 180V182H226V183L224 184V186L222 185L223 188H217V189L211 188L210 186L204 187V189H203V188H201L202 186L201 187H198V186L195 187L196 185L194 184L195 185L194 187L196 188V189H193L195 191V193H194V192H192L191 188L188 185L183 184V179H182V177H180V174L183 175L185 172V169L182 167ZM199 164L200 165L202 164L201 166H203V168H201V169H204L203 171H205V172H203V171L201 172L199 170H196V168H198L197 166H200ZM35 165L33 167H35ZM258 165L260 167V169H259L261 171L260 173H259V171L256 172V168H257L256 166H258ZM117 166H118V164L116 166L111 165V167L109 169H111V171H112V169H114V167H117ZM12 167L14 170L11 169ZM148 167H151V169H150L151 171L149 170V172H147L149 175L147 173H144V171L147 170ZM33 169L34 168H32V170ZM153 170H156V171H153ZM166 170L170 171L169 172V173H171L170 177L165 176ZM254 170H255V172H254ZM45 171H47V170H45ZM224 171H225V173L223 174ZM160 172H161V174H160ZM186 173H185L184 177H187ZM192 173H193V175H192ZM45 174H47V173H45ZM125 175L128 176L129 173L127 172ZM152 175L157 177L156 181H158L160 183V185L170 184V185L174 186V189H172V191H166L162 186H157L156 183H151L150 177ZM195 176H194V178H195ZM196 179H195V181L198 182L201 178H199L198 181ZM255 179H257V182L255 181ZM63 180H64V178H63ZM168 181H169V183H167ZM192 181H193V179H192ZM161 182H163V183H161ZM43 183H45L44 180H43ZM190 183L192 185L193 182H190ZM190 183H189V185H190ZM200 184H202V182ZM255 184H257V185H255ZM75 185H76V187H75ZM197 185H199V184H197ZM205 185H206V183H205ZM145 186L146 187H153V192L150 195L145 193V191H146ZM128 189H131L133 194L131 195L132 196L131 201L127 202V201H125V198H126V193H127L126 191ZM62 193H64V192H62ZM161 193H162V195L158 196V194H161ZM202 194H203L204 199L200 200L201 202H196L197 198L199 196H201ZM110 195H113L114 199L116 200V201L114 200L115 201L114 206L112 205L113 203L109 204L108 199H106ZM185 196L190 197V199L193 201V204H191L189 206V203L184 201V199H183ZM80 197H81V195H80ZM258 197L260 198V202H259V204H257V206L255 208L252 209L250 217H249V221L247 222V220H245L246 221L245 223H247V224H245L243 222V217H244L243 207L246 206V203L248 202V200H251L254 198L257 199ZM15 198H16V200H15ZM221 198L224 199V202H220ZM13 199L15 201H13ZM74 199H76V197L75 198L68 197V199L64 197L63 204H67V206L69 208L74 206L73 210L76 213L78 212V215H82V213L85 211L87 206H85L83 203H79L78 205H75V203L77 201H79V199L77 198L75 201H73ZM80 199L84 200V198H80ZM144 202H149V203L153 204L155 206V208L156 207L158 208L157 211H159L160 209H163L166 214H164L162 217H160L158 219L157 218L154 220L148 219L147 218L148 216L145 215L146 213L147 214L151 213L152 217L155 216L156 214L153 212L154 206L151 207L153 209H149V210L146 209L147 211L145 209H142V211L139 213V209ZM39 205H42V204H39ZM223 205H226V210L221 209V207ZM88 206H89V204H88ZM46 207H48V206H46ZM230 208H233V209L231 210ZM220 209L222 211H220ZM28 210H29V208H28ZM39 210H40V208H38V206L36 204V209L32 210L31 212H33V215L36 217L37 216L36 212H38ZM19 211L22 212L23 210H19ZM24 212H25V210H24ZM131 212H136V215L131 217V214H130ZM49 214H50V212H49ZM110 214H109V216L111 217ZM86 215H88L87 213L84 216L88 217ZM259 215H261V217H263V222H261V223H262V227L264 228V214L261 212V214L259 213ZM245 216H247V215H245ZM0 218H1V216H0ZM217 219H219V216L217 217ZM12 220H13L12 222L15 224L16 221L14 219H12ZM221 221L223 222V220H221ZM225 225L220 226L221 230L224 229V232H225V229H227V227H226L227 225L226 226ZM3 226L4 227H10L9 223H7L6 226L3 224L1 226V224H0V227H1L0 231H5L7 229L6 228L4 230ZM146 226L150 227V231L153 232L152 234H149L145 231ZM114 227L116 228V225H114ZM215 227L218 228L217 226H215ZM53 228H55L56 230H53ZM111 228H113V227H111ZM185 229L188 232L189 231L192 232V230H193L192 224L187 222L184 226H181L177 229L175 228V231H174L175 237L177 235H180L181 230L183 231ZM212 229H214V228H212ZM219 229H218V231H219ZM12 230L13 229L10 228V231H12ZM78 230H80V232H78ZM100 230H101V232L103 231V233L100 232V234H99L98 231H100ZM114 230H116V229H114ZM251 230H252V228H251ZM129 231H127V232H129ZM97 234H99V235H97ZM112 235L114 236V233ZM205 235L206 234H204V236H203L201 234L200 240H204L206 238ZM70 236L73 237L72 240H69ZM129 236H131V235H129ZM63 237H65V239H63ZM34 239H35V237H34ZM51 240L56 241V245L61 246V248L63 249V252L59 253V251L57 249H55L57 247L54 248L51 245H47L45 248L44 245L48 241H51ZM96 240H98V241H96ZM93 241L95 244V250L91 245H89V243H91ZM124 241L126 243V241H127L126 237H125ZM122 242H123V240H122ZM71 244L77 246V248L75 250V253L70 252L68 254L67 252L71 248ZM147 246H145V247H147ZM149 246H148V248H149ZM240 246H243V245H240ZM13 247L14 248H13V250L11 248L12 252H10V253L14 256V258L16 260L21 259L20 258L21 254H19V252L17 251L15 246H13ZM81 247H83V248H81ZM128 247H127V250H128ZM120 248H121V245H117V246L115 245V249H117L118 251H120L119 250ZM149 250H151V249H149ZM202 251H203V249L201 250L200 248L196 251L188 249L187 250L188 256L187 255H186L187 257L185 256L186 258L184 259V261L178 260L179 261L178 264H191L196 258H204L205 255ZM121 252H118V258L116 257L115 254H114L115 255L114 257H113V255L111 256V258H110L111 262L109 261L110 264L111 263L112 264H121L119 262L120 260H122L124 263L127 262V264H131V261H129V257H125L124 253H121ZM233 252H235V251H233ZM249 253H250V251H249ZM172 254L173 253H171L170 251L167 252L166 248H165L163 251H161L158 254L159 257H158V255H156L157 257L149 258L148 264H152V263L153 264H167L169 262L170 256ZM207 254H210V253L208 252ZM0 255H1V252H0ZM126 255H127V252H126ZM145 257H148V253L145 254ZM261 257H263L262 259H264V250H263V254ZM233 258L223 260V258L218 257L217 259H215V262H216V264L228 263V262L232 261ZM140 259H137L136 261L139 262ZM143 260H145V259H143ZM136 261H135V263H137ZM202 261H203V264H209V263H206L205 259H203ZM209 261H210V259H209ZM234 261H235V264H239L238 258ZM41 262H43V261H41ZM123 262H122V264H123ZM263 262H264V260H263ZM36 263H38V261ZM133 264H134V261H133Z\"/></svg>",
    "mask_w": 264,
    "mask_h": 264
}]
</instances>
